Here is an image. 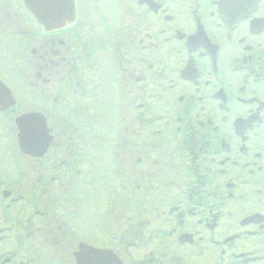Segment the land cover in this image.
I'll list each match as a JSON object with an SVG mask.
<instances>
[{
  "label": "flooded vegetation",
  "instance_id": "flooded-vegetation-1",
  "mask_svg": "<svg viewBox=\"0 0 264 264\" xmlns=\"http://www.w3.org/2000/svg\"><path fill=\"white\" fill-rule=\"evenodd\" d=\"M80 1L76 22L50 36V52L59 99L72 110L73 99L86 101L71 115L81 125L59 113L49 155L26 157L10 185L0 179V264H76L83 243L109 249L108 239L57 230V160L88 162L99 147L117 159L113 193L134 195L135 209L159 201L162 212L149 238L140 230L150 223L138 219L135 239H117L123 264H264V0H114L109 13L105 0L85 13ZM32 19L23 0H0V38L15 36L27 57L32 41L39 63L50 55ZM112 96L109 143L107 125L94 139L95 115L108 113L93 101ZM80 192L91 195L92 185Z\"/></svg>",
  "mask_w": 264,
  "mask_h": 264
},
{
  "label": "rangeland",
  "instance_id": "rangeland-1",
  "mask_svg": "<svg viewBox=\"0 0 264 264\" xmlns=\"http://www.w3.org/2000/svg\"><path fill=\"white\" fill-rule=\"evenodd\" d=\"M86 2V0H83ZM88 3L92 2L93 0H87ZM108 3L113 0H105ZM87 3V2H86ZM108 6V5H107ZM91 7V4H86L84 6V12L87 11ZM109 7V6H108ZM104 10L106 12H110L109 9L105 8L104 5ZM1 75L5 78L8 79L5 73L0 69ZM10 79V78H9ZM8 79V80H9ZM11 84H9L15 93L16 99H19L20 106L18 109L15 111V114L10 115L9 117H1L0 116V178L1 180L5 181L8 185H10L12 182L17 181V177L19 174V169H21L24 166L23 159L20 155V151L17 147V129L15 126V120L16 118L27 112L28 109L30 110H44L45 109V104L42 102L41 98L37 99L38 96L36 93H34V89L28 90L23 87L24 83H15L14 80L12 79ZM43 85V84H42ZM34 88V86H32ZM50 85L46 86V90H49ZM113 98V96L111 97ZM129 101H126V105ZM135 114V109H130L127 114V119L132 120L133 116ZM110 121V118H109ZM108 121V122H109ZM107 122V123H108ZM111 127V126H110ZM116 127L112 128V131L109 132V137L114 139L116 136ZM110 130V129H108ZM98 156H102L100 159L102 160V170L104 168L106 170L110 169L112 171L110 165L112 162V157L110 156L108 158L107 155L104 154L102 150H99ZM82 165V167L80 166ZM85 170L89 173L90 168L89 166H85L84 161L78 165V171H81L82 174L85 173ZM90 176V173L88 174V177ZM82 182V181H81ZM78 186H81L78 184ZM99 195H94L93 198V214H92V219L89 221H84L79 220L78 215H77V221L76 219L73 220V222H70L71 224L66 225L62 224L64 220H60L57 222V230L60 226H65V230L68 231V235L71 237H67L65 239H93L92 241L96 243L97 245H105V239H119L118 235L116 234L117 228H109L107 230V233L105 232V227L104 225L101 224V214L102 210L105 208L106 200L105 196L106 191L103 187H99L98 189ZM78 195V204L77 207L80 206L83 202L80 201L81 194L77 192ZM75 209H72L74 211ZM76 211V210H75ZM57 216H63V211L57 210ZM84 217V216H83ZM100 227L101 230H100ZM146 228V227H145ZM144 228V231H145ZM64 232V230L62 231ZM57 236H64L62 233L57 232ZM66 236V235H65ZM121 238V237H120ZM57 239H64V238H57ZM104 243V244H103Z\"/></svg>",
  "mask_w": 264,
  "mask_h": 264
},
{
  "label": "water",
  "instance_id": "water-1",
  "mask_svg": "<svg viewBox=\"0 0 264 264\" xmlns=\"http://www.w3.org/2000/svg\"><path fill=\"white\" fill-rule=\"evenodd\" d=\"M74 1L25 0V3L46 30L53 31L63 28L65 23L74 20ZM14 105L15 101L11 92L0 82V111L4 112ZM17 123L21 131V147L25 153L35 155V152L40 151L43 147L47 149L44 140L50 141L51 138L49 139L47 136L46 120L43 117L39 115L25 116L20 118ZM105 253L94 251L83 253L80 255L79 264H119L115 257Z\"/></svg>",
  "mask_w": 264,
  "mask_h": 264
}]
</instances>
